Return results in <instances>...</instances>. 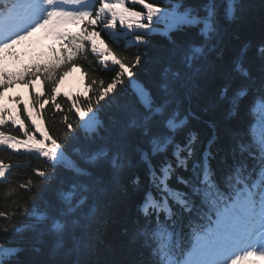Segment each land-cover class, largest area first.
I'll return each mask as SVG.
<instances>
[{
  "label": "snow or ice",
  "instance_id": "1",
  "mask_svg": "<svg viewBox=\"0 0 264 264\" xmlns=\"http://www.w3.org/2000/svg\"><path fill=\"white\" fill-rule=\"evenodd\" d=\"M237 10L238 0H0V96L30 89L23 108L0 106V185L17 197L0 211V264H264V39L229 50L224 21ZM156 35L167 50L149 89L137 73ZM74 69L91 95L65 111L58 89ZM241 115L243 128L224 126ZM130 195L126 242L102 250V215Z\"/></svg>",
  "mask_w": 264,
  "mask_h": 264
},
{
  "label": "trees",
  "instance_id": "2",
  "mask_svg": "<svg viewBox=\"0 0 264 264\" xmlns=\"http://www.w3.org/2000/svg\"><path fill=\"white\" fill-rule=\"evenodd\" d=\"M189 2H196V0H189ZM75 31V29H72ZM224 30L226 34V41L229 44V50L239 48L244 44H248L251 48H254L262 39H264V0H238V10L236 13V18L234 20H225L224 21ZM35 39V38H34ZM151 43L147 48L142 49L146 54V62L144 69L137 73V78L141 84L146 85L149 89L153 87L155 80V58L158 56H163L167 50V38L163 36H153L150 38ZM44 44H47L48 41H44ZM251 50V49H250ZM131 57L134 55L133 51L124 53ZM256 69H254V74ZM83 87L81 90L73 92L71 90H60V95L57 99L61 102V107L66 111L72 103L79 99L85 100L88 96L91 95V92L86 91L87 79L82 75ZM39 84V82H37ZM6 89L7 90H10ZM36 92L40 91L39 89H34ZM30 89L27 88L26 95L22 102L20 103H9L8 101H3L0 103V106L6 107L8 109H13L14 107L23 108L24 104L29 101ZM125 101L128 104H134L135 98L129 91L126 94ZM47 107V106H46ZM193 107L197 111L203 110V102L193 104ZM114 115L113 111L105 108L100 113V118L105 123H108L109 117ZM210 119H223L222 114L213 112ZM191 126L193 130L201 137H205L211 131L207 128V125L202 121H191ZM245 121L243 116L233 118L231 120L225 121V127H240L243 128ZM55 134V133H54ZM225 145L226 139L221 134L220 139L217 141V146L214 148V151L219 150V156L216 160L213 161V166L217 169L220 167V157L225 155ZM6 151L0 150V157H6ZM21 161L27 163L24 158H21ZM13 162H16L13 160ZM38 163L37 160H32V165L35 166ZM17 178L20 177V173L15 174ZM7 185H0V211H12V208L9 207L12 199L17 197H6L5 189ZM135 213V198L129 196L125 203H121L120 200L113 201L111 206V214L108 216L101 217V223L98 225L100 238L103 242L102 250L104 247L116 246L126 242V237L124 231L126 228L131 227L132 219L134 218ZM3 224V219L0 218V225Z\"/></svg>",
  "mask_w": 264,
  "mask_h": 264
},
{
  "label": "rangeland",
  "instance_id": "3",
  "mask_svg": "<svg viewBox=\"0 0 264 264\" xmlns=\"http://www.w3.org/2000/svg\"><path fill=\"white\" fill-rule=\"evenodd\" d=\"M36 89H39V84L35 86ZM83 87V81L81 72L78 69H74L70 72L64 80L61 82L59 89L60 90H71L73 92L81 90ZM58 89V90H59ZM27 92V88L19 84L14 85L10 90L4 91L3 95L0 96V103L3 101H8L9 103H16V100L20 102L23 101ZM15 98V99H14ZM247 264V262H245Z\"/></svg>",
  "mask_w": 264,
  "mask_h": 264
}]
</instances>
